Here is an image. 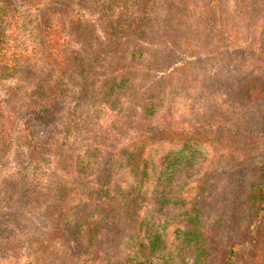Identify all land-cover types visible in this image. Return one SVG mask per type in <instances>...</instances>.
Here are the masks:
<instances>
[{"label": "trees", "instance_id": "16d2710c", "mask_svg": "<svg viewBox=\"0 0 264 264\" xmlns=\"http://www.w3.org/2000/svg\"><path fill=\"white\" fill-rule=\"evenodd\" d=\"M91 1L27 4L38 7V61L9 68L30 92L23 103L22 85L8 88L0 142L11 148L7 126L21 124L27 165L42 167L48 180L34 204L33 180L20 184L11 217L23 238L31 228L33 236L18 246L35 249L32 264H49L53 253L50 264H264V0H102L118 36L125 26L119 38L129 49L110 61L107 77L75 83L74 54L64 46L74 42L72 20L62 17L93 13ZM18 6L0 0L1 27ZM97 88L104 94H90L84 112L80 92ZM105 109L117 132L95 129ZM207 149L214 156L201 168L206 159L197 155ZM121 159L125 188L113 180ZM148 195L155 206L141 211Z\"/></svg>", "mask_w": 264, "mask_h": 264}, {"label": "rangeland", "instance_id": "374dc122", "mask_svg": "<svg viewBox=\"0 0 264 264\" xmlns=\"http://www.w3.org/2000/svg\"><path fill=\"white\" fill-rule=\"evenodd\" d=\"M28 1L33 0H16V3L19 5L16 12L13 15H10V13L7 11L5 15V25L3 27L0 26V67L6 65L5 70L2 72L0 71V105L2 107L9 106L11 101V96L13 94L12 92H8V88L10 86L15 87L16 89L18 85H22L23 88L20 87L18 89V91H20L17 96L22 97L23 103L29 99L28 93L30 92V89L25 84H23V80L21 79L22 74L17 73V75H11L12 72L9 69L13 65L18 67L33 65L35 64L34 62L38 61V53H36V51L39 47V37L33 26V24H36L37 21L38 9L36 8L38 7H29L27 5L29 3ZM95 1L96 2L92 6V11L94 12L91 14L88 13L84 16H81L79 14H82V12L72 13L67 15V20L65 16L62 17L64 22H67L68 19L72 20L71 25L73 27L72 33L75 37L74 42H67L69 45H66L64 42V46L70 49L67 51V53L74 54L72 63L74 74H71V79H73V82L75 83H80L82 79H87L93 82L98 79L100 75L107 77L111 70V67L109 66L110 61H113V59L114 61L120 59L119 57L121 56L122 48H128L127 42H123V40H120L119 38V36H121L124 32L125 26H123L122 31L118 36L115 31L119 29H116L115 25L111 22V10H109V7L107 10L104 9V3L102 0ZM77 17H79L80 22L72 24L73 21H76L75 18ZM60 19L61 16H59V18L57 16L54 18V22L56 20L59 21ZM127 23H129V21H127ZM100 26L104 27L105 34L100 31ZM109 26H112L114 30L109 31ZM67 37L68 35H66L65 40L68 39ZM26 58H28V60ZM38 65H41L40 61ZM79 66L82 68H79ZM220 78L221 75H219L218 79ZM219 81L220 80H217V82ZM90 94L98 95L97 98L100 99L104 94V89L102 90L97 88L96 94L90 92V89L86 90L84 93L80 92L79 98L83 97L84 95L88 98L86 99L87 103L82 108L84 112L88 109V103L92 98L90 97ZM177 101L179 102V109H189L188 104H184V101L181 99ZM1 110L2 108L0 107V111ZM106 110L107 109L103 110L104 115L100 116L95 129L100 131L108 126L110 129H113L115 132H117L118 124H116L117 122L114 118L115 115H111ZM19 126L22 127L21 124H19ZM19 126L18 123L14 122L13 120L7 126L8 132L11 134L10 139L12 138L11 140L13 141V146L11 148L9 147L7 150V144L3 146L4 144L0 142V264H32L33 258L38 256L35 254V249H33L31 246H28V248L26 247L27 249L25 250V246H22L21 249L17 243V241L20 239H25L26 242L29 241L33 236V234H31L32 228L29 230L28 236L23 238L21 232L18 231L19 228L17 219H13L11 217L16 209V205L14 204L13 200L17 199L25 189V187L20 186V184L27 178L33 180V186L30 187V193L32 195L28 197L27 202L29 200L32 201V204H34L35 202H39L37 194L42 191L40 186L43 183H46L48 180L45 176L46 171L44 169L42 170V167L39 170L37 167H31L30 165H27V163H29L28 155L26 150L23 148L24 146L22 137L20 135ZM35 129L39 132L38 134L40 136L45 134L44 126H37ZM95 129L92 128L94 132ZM88 136L90 135L88 134ZM84 140L85 138H82L79 141L81 142ZM102 140L109 143L111 141V136L108 135L102 138ZM115 142L117 145H120L117 141ZM76 146L81 148L79 142ZM167 149L172 148L169 145H164L161 148V150ZM173 150H175V148H173ZM197 156L199 158L206 159V161L201 164L202 168L206 167V165H210L208 160L214 156V154L211 153L209 149H207L199 153ZM179 158L180 156H177V160ZM199 158L195 159L194 163L198 162ZM15 162L19 168H21V165L22 169H16ZM192 170L193 167L190 169V171ZM204 170H201L200 173H202ZM50 173H52V171L49 170L48 174ZM128 175L127 168L121 159V161H119V163H117L115 166L113 180L120 184L122 188H125L126 185L131 181ZM42 176L44 177L43 179ZM38 178L42 179V181ZM85 192L90 194V190L88 189L85 190ZM146 197L144 196L141 198V200H143L142 207L140 209L141 211H150L152 206H155L152 196L148 195ZM212 198H209L210 200L207 199L205 205H209L211 202H213ZM38 209L39 205L37 210ZM80 212L88 213L89 209L86 206L76 209L72 215L73 217L70 224L71 226H73L77 221H80L78 217ZM36 213H34L33 209L31 208V215L33 218L39 216ZM19 222H21V224L24 223L22 218H19ZM169 225L171 227L169 229L172 231L175 226L172 223ZM28 226L29 223L23 226V230H28ZM13 245L16 246L15 251L12 250ZM55 255L56 254L53 253V256L49 257V264L54 259Z\"/></svg>", "mask_w": 264, "mask_h": 264}]
</instances>
